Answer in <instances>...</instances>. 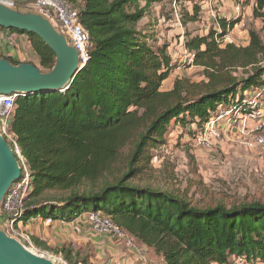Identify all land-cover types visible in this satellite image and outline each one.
<instances>
[{
    "label": "trees",
    "instance_id": "obj_1",
    "mask_svg": "<svg viewBox=\"0 0 264 264\" xmlns=\"http://www.w3.org/2000/svg\"><path fill=\"white\" fill-rule=\"evenodd\" d=\"M69 1L89 35L88 58L66 87L17 97L10 121L19 154L10 146L30 176L20 219L71 222L83 212L103 211L165 264H227L234 257L264 262V202L198 208L167 190L132 183L150 149L166 142L172 120L200 127L221 110L250 113L256 104L246 92L252 89L264 100V0H254L252 16L262 26L248 30L245 46L217 41L240 17H219L218 29L198 35L186 24L199 8L185 14L184 48L207 82L199 88L176 79L169 91L161 86L177 64L166 43L137 26L153 0ZM26 36L37 65L51 69L54 52L37 35ZM233 67L247 71L232 76ZM119 157L121 172H109ZM105 176L111 179L97 189L79 191Z\"/></svg>",
    "mask_w": 264,
    "mask_h": 264
},
{
    "label": "rangeland",
    "instance_id": "obj_2",
    "mask_svg": "<svg viewBox=\"0 0 264 264\" xmlns=\"http://www.w3.org/2000/svg\"><path fill=\"white\" fill-rule=\"evenodd\" d=\"M155 3L161 4L160 8L156 9ZM243 3L238 0L236 4L242 6ZM150 5H152L150 8L146 7V14L137 23V26L147 31L148 34L150 33L157 43H166L172 60L177 64V67L163 82L162 91L171 90L176 79L187 80L192 87L199 88L205 86L207 82L202 68L190 64L192 61L188 60V52L183 46V38H185L183 20L187 19L185 14H190L194 6L199 8L197 19L186 24L188 31L192 34H207L210 29L218 26L217 19L219 17L226 19L240 17V22L243 20L241 25H238L239 22L230 30L229 39L231 42L229 43L245 46L248 43L250 28L261 31L260 19H255L252 14H246L248 10H244L242 14L236 16L233 5L227 6L223 0H153ZM173 8L179 12L178 19L174 17ZM223 45L221 44V46ZM246 71L247 68L242 67H233L229 70L231 75L236 77L243 76ZM254 94L253 91L246 92L247 98L251 100L254 98ZM260 94L261 91L254 102L256 117L247 124V128L249 129L250 125L254 123L261 124V131L264 132V100ZM235 114L223 117L219 112L218 115L212 117L210 120L216 122L221 137L201 145H197L194 140L203 125L196 127L194 124L187 126L175 122L170 123L166 129V142L158 148L150 149L148 163L132 183L137 186L167 190L198 208L215 205L231 207L264 202V146L246 148L245 142L249 138L255 137V133L250 131L242 133L239 120L243 115L236 116ZM238 117L240 118L238 119ZM119 160L120 157L112 162L109 172H121ZM109 179H111L110 176H105L96 183L84 184L80 186L79 191L97 189ZM84 213L86 212L80 214L79 217ZM34 217L38 216H31L27 220ZM86 227L88 232L96 234L92 228H88L87 223ZM96 235L98 236V234ZM33 245L35 247L33 251L41 254V249L44 248L38 247L35 243ZM71 249L73 252H77L72 255L71 259L63 256L69 264L96 263V247L91 237L82 242L80 247L72 246ZM118 249L122 250L119 247ZM115 250L118 255L110 254L103 264H115L118 258L133 259L134 257L130 252L124 250L118 252L116 248ZM48 252L57 254L53 249ZM147 254L154 257L149 252ZM153 259L162 260L160 258ZM227 264L249 263L240 257H234ZM257 264H264V262Z\"/></svg>",
    "mask_w": 264,
    "mask_h": 264
},
{
    "label": "built area",
    "instance_id": "obj_3",
    "mask_svg": "<svg viewBox=\"0 0 264 264\" xmlns=\"http://www.w3.org/2000/svg\"><path fill=\"white\" fill-rule=\"evenodd\" d=\"M0 2L11 6L27 7L47 17L54 27L69 39L70 44L78 52L80 62L82 64L85 63L88 58L89 35L79 20L78 8L74 7L69 0H0ZM235 5L234 12L236 13V16H239L243 12V6L236 3ZM173 14L176 19L179 18V12L175 8H173ZM216 29H218V26ZM217 41L220 45L225 44L226 42H231L229 39V33L223 38L217 39ZM192 59L193 55L188 52V60L192 61ZM259 92L260 91H254L255 94L251 103L255 102V98L259 95ZM16 98V94H0V134L8 142L14 144L15 152L19 154L17 145L9 131ZM229 114L233 115L229 110L220 111V115L223 117H227ZM240 117V131L242 133L245 131L255 133V137H251L245 142L246 148L252 149L258 146H264V132L261 131V124L254 123L250 125L251 127L249 129L247 128V124L252 122V119H255L256 111L253 110ZM240 117H238V119ZM170 123H174V121L172 120ZM220 137L221 132L217 128L216 122L209 120L203 124V128L197 133L194 141L197 145L208 144L212 140H216ZM22 167L23 172H21L20 178L10 185L3 198V203L0 209V225L3 226L5 232L9 236L19 240L27 248L33 250L35 247L32 244L30 234L25 227L28 220L20 219L22 216L24 199L30 190V176L23 161ZM85 217L90 223L91 228L97 234L105 235L112 242H115L113 244L120 249L127 250L132 255L137 256L138 260L141 262L140 264H165L163 260H149L146 256L144 247L135 242L134 238L115 223L110 216L100 211H89L86 213ZM44 222L50 224L52 219L44 218ZM41 255L49 258L55 264H69L60 253L54 254L48 251H41Z\"/></svg>",
    "mask_w": 264,
    "mask_h": 264
},
{
    "label": "water",
    "instance_id": "obj_4",
    "mask_svg": "<svg viewBox=\"0 0 264 264\" xmlns=\"http://www.w3.org/2000/svg\"><path fill=\"white\" fill-rule=\"evenodd\" d=\"M0 27L37 35L55 54L51 69L30 62L13 64L0 57V94L17 97L66 87L84 65L70 41L42 14L23 6L0 2ZM21 169L10 143L0 134V209L10 185L20 178ZM0 264H55L9 236L0 225Z\"/></svg>",
    "mask_w": 264,
    "mask_h": 264
},
{
    "label": "crops",
    "instance_id": "obj_5",
    "mask_svg": "<svg viewBox=\"0 0 264 264\" xmlns=\"http://www.w3.org/2000/svg\"><path fill=\"white\" fill-rule=\"evenodd\" d=\"M223 1L224 4L227 6L233 5L234 7L235 5V2L232 0H223ZM240 1L244 2L242 4L243 11L248 10L249 13L247 12L246 14H252V7L254 5V0H240ZM204 3L206 4V2ZM150 4L151 2L149 3V5ZM149 5L147 6V8L148 7L150 8L152 6ZM160 6L161 4L158 5V3H155L154 7L158 9L160 8ZM242 22L243 20L238 25H241ZM0 55H1L0 57L9 56L14 60H16L17 62H30L38 66L37 65L38 58L34 53V51L31 49L26 34L13 33L6 29H0ZM251 91L254 92L255 89H252ZM188 125L189 124H187V126ZM86 213L81 215V217L78 216L76 219H74L71 222H64L57 219V220H52L50 224H46L44 222V218L38 216L28 220L25 227L27 228V231L30 234L32 242H34L38 247L41 248H43V246L48 247V249L44 248L41 249V251H51L53 249L57 253L62 254L68 259H71L72 255L77 253L72 251L71 249L72 246L78 248L80 247V245H82V242L86 241L87 239L89 240L91 237V240L93 241L94 246L96 247L95 250L96 263H92V264H103L104 261H106V259L110 256V254L118 255L115 248L118 250V252H122V250L119 251L118 247H116L108 237L99 234L97 236L96 235L97 233L91 234L90 232H88L86 223L89 229L91 228V225L88 222V220L85 218ZM84 235L86 237H83ZM140 245L144 247L146 256L148 257L149 260H154L153 258L162 259V257L156 255L151 248L144 246L142 244ZM147 252H149V254H152L154 257L149 256ZM78 263L80 262H77V264ZM140 263L141 262L140 260H138L137 256H134L133 259L118 258L115 261V264H140Z\"/></svg>",
    "mask_w": 264,
    "mask_h": 264
}]
</instances>
